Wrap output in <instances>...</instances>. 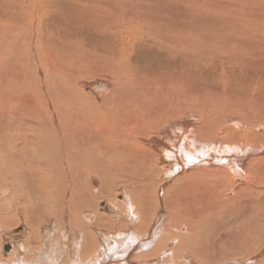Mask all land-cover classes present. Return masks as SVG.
<instances>
[{
    "label": "bare ground",
    "instance_id": "bare-ground-1",
    "mask_svg": "<svg viewBox=\"0 0 264 264\" xmlns=\"http://www.w3.org/2000/svg\"><path fill=\"white\" fill-rule=\"evenodd\" d=\"M108 3L112 4L111 1ZM36 5L34 4L35 8ZM40 6V10L43 12L42 5ZM16 13L14 11L12 17L14 22L11 20L6 22L7 19L4 14L3 17H0V45L3 44L5 46L7 33L10 30V41L15 43L13 49L17 47L20 52H27L23 46L27 40L23 41V37L20 36L22 31L20 33L18 28H20L19 23L30 24L31 18L28 16L29 19L21 21L18 18L19 14L16 15ZM25 16L27 15L25 14ZM109 23L113 25L109 29L108 26L105 28L99 27V30L96 31L100 32L101 35L103 34L106 41L109 39L110 46L115 42L114 39L116 37H121V40L125 42L129 49L124 45V48L120 51L124 49L129 52L124 56L116 57V55L113 56L115 53L111 54L110 51L107 54L95 49L89 51V56L93 57V59L91 58L92 60H90L87 55V67H90L87 70V78L96 77V80H102H95L94 84L88 85L92 91L85 92L79 87V77L76 78L73 85L69 76H67L65 82L64 76L66 75H62L57 64L55 65L56 69L54 68L53 71L46 69L45 80L39 78L32 69L31 71L20 69L21 71L12 73L14 76H22L23 78L21 92L29 98L26 103H23L24 113L22 115L30 119V122L27 124L23 122L17 123L16 126L19 129L16 128L18 130L15 131V126L8 121V117L5 115L0 117V214L5 208L7 209V215L11 212L16 213L17 208L20 207L22 210L21 216L26 221L34 211L33 209L38 205L43 213H46L49 217H54V227L58 230L56 241L58 243L56 245L61 246V254H63L60 257L57 255V257H48L47 255L50 252L46 254V250L43 253L32 250L29 255L32 259L30 263L37 264L42 262V264H49L52 261L49 262V260L53 259L55 264H80L81 261L83 264H87V249L89 248L86 249L85 246L88 245L87 241L89 240L87 238L88 213L87 210H84L87 205L83 204L84 196L80 197V200L74 201V198H76L74 195L77 192L75 191L76 193L73 195L72 183L67 189L63 188L57 178L61 175L67 181L72 177H74L73 180L79 179L80 182L82 181L88 193L86 204H89L91 203L92 195L95 193L111 196L112 191L116 189L113 185L117 186L128 181L130 186H133L132 180L128 176L134 179L135 174L140 173L141 182L136 181L140 183L146 192L147 181L142 179L144 178L143 172L152 173L153 176L156 173L163 174L168 180H171L170 187L164 191L166 206H171V208L177 210L184 209L185 212L191 213L190 217H180L181 222L186 218L194 217L206 220L200 208H206L207 203L214 210H217V204L220 205L219 209L214 213L218 216L217 221L229 220L231 219L230 213L235 214L236 209L241 210V213L243 212L242 216L233 221L241 220L238 224L239 229H237V232H243L245 236L254 239L251 249L254 248L257 239L264 236V228L253 236L246 235L245 231L250 225L260 226L264 222L263 75H254L246 67L244 68L237 63L230 62V48L228 46L225 47V45L224 52H220L218 55L212 54L210 61H201V69H196L197 71H195L193 70L194 68L191 69L189 67V52H195L194 50L191 51L193 48L196 51L200 49L197 45H201V42H203L201 37L197 36L200 39L194 38L191 41L192 45L190 48L184 44L186 42H182L183 44L179 45L176 44L181 38L187 37V34L182 32L160 34L141 22L120 27L114 26L117 24L115 19ZM120 28L126 31L124 36H122ZM37 31L39 30L37 29ZM38 34L43 33L38 32ZM43 38L46 40L45 36ZM139 43L147 44L146 46L149 49L155 48L157 56L164 55L163 58H166L159 63L162 68L160 72L154 71L142 79L137 78V63L133 60L138 47L141 48V46L137 47ZM209 45L211 46V44ZM240 45L238 46L240 47ZM142 47L145 49L144 46ZM45 48L48 49L47 45L43 41L38 40L37 51L40 58H35L37 59L35 60V65H29L26 60L24 68H35L36 65L39 66L40 63H43L44 58L49 60L52 55L50 56L51 52ZM215 55H217V58ZM170 59L177 62L176 69L172 71L168 70V66L167 68L164 67L169 64ZM212 60L220 64L214 65L215 63ZM55 61L58 60L56 59ZM105 65L109 66L106 67ZM185 68L189 70L187 71ZM259 70L263 74L262 68H259ZM203 73L206 74L205 82L208 83V76L213 81L214 86L211 84L210 87H205L204 89L212 92L209 93L208 98L203 102L205 110L200 115V124L198 122L196 126H193L194 124H191L193 118L184 119L180 123L177 122L178 124L170 123L173 120H169V118L182 113L185 106L184 103L179 101L180 109L170 113L168 111L173 106L170 104L163 105L165 104L164 98L171 96L173 92L178 91L180 88L183 90L182 95H184V98L187 86L191 85V83L190 85L187 84V80L192 77L195 79L199 78ZM156 74L157 76L154 78ZM32 75H34L35 79H33L34 77L31 78ZM214 77L216 78L214 79ZM48 82H51L52 86ZM56 84L63 86V91L61 92L63 98L59 97ZM213 87L216 89L214 90ZM197 91L199 90L196 89L195 92ZM238 92L241 95H235ZM14 102H17V99H14ZM2 106L6 110L12 106V103L2 100ZM184 121L185 123L182 125ZM194 130H196V133ZM197 146L199 147V152H209L211 158H203L204 160L198 158L195 162L187 159L186 162H181L180 153L186 152L190 148L196 149ZM84 149L87 153H83ZM155 152H159L161 156L155 157ZM184 152L183 156H185ZM213 157L214 161L212 162ZM222 159L224 162H222ZM167 163L173 164L170 171L166 169ZM22 166L25 167L24 172H32L39 175L40 181H37L38 185L36 186V190L39 192H35L36 194L34 195L30 193V190L27 191L28 189L24 191L23 186L25 184L20 182ZM56 173L59 174L55 176ZM119 175L123 176L122 180L118 178ZM92 177L99 180V188L91 186ZM148 185H156V182ZM159 185L158 189L161 187V184ZM55 186L57 187L55 188ZM150 192L152 196L162 193V191L157 193L155 188ZM128 193L131 195L132 192L128 191ZM27 194L31 196L28 198V207L25 204L28 197ZM66 196L69 204L66 202L68 206L67 204L65 208L62 206L59 210L61 213H58L57 210L59 208L57 209L55 205L57 202L62 203L63 198ZM125 198L127 199L128 196ZM137 202L139 203L140 216H137V211H134L133 206L129 203L125 207V211L122 212L129 220L130 229L135 225L136 231L143 228L146 230L149 226V230L145 235L147 237L143 236L135 240L128 233L130 236H128V240L126 233H122L118 239L111 237L109 241V245L111 243L113 248L126 249L127 255L140 252L141 247L148 249V246L154 243L153 238L161 232L159 222L164 220L163 213L159 214L156 211L152 213L153 210L148 209L152 205L151 201H149L148 208L141 198ZM29 208H31L32 212L28 213V210L30 211ZM81 211L84 215H82ZM78 213L81 215L80 218ZM34 214L33 216L36 217L37 214ZM94 217L96 223L99 224L102 221L101 218H105L98 213ZM149 219H153L154 222L152 224L150 220L151 223L145 227V223ZM175 219L176 217H171V221ZM110 222L112 224L118 223L112 220ZM103 223L105 224L106 222L104 221ZM184 227H186L184 233L174 234L176 240H167L168 244H173L172 251L165 249L169 255L173 252L177 254L182 249L184 251V248H189V245H187L189 243L187 242L200 237V225L189 227L184 224L182 228ZM130 231L134 234V231ZM63 233L64 235L60 238L59 235ZM12 238L14 239V236ZM162 239L164 240L165 237L163 236ZM244 241L245 239H243ZM7 242L10 248L15 246L14 242ZM28 244L31 245L30 240ZM5 245L7 244H4V248ZM16 245L18 248H14L15 252H29V250L24 249L25 246L21 247L18 242ZM51 245L52 242L50 241ZM195 247L199 248L200 246ZM65 248L67 253H65ZM109 248L110 246H102L103 250L99 252L98 258H94L88 264L129 263L126 261L120 263L116 258L106 254ZM198 252L196 251V253ZM13 253L10 254L9 259L4 260L7 264L14 259ZM154 253L156 251L153 249L149 254ZM192 253L186 250L183 253V257H173V262L175 264H194V260L188 255H192ZM141 255L147 254L143 253ZM169 255L167 259H169ZM135 256L138 257L140 255L138 253ZM195 256V261H199L200 259L198 260ZM253 259L250 258L249 262L244 264H253ZM131 263L141 264L135 261Z\"/></svg>",
    "mask_w": 264,
    "mask_h": 264
},
{
    "label": "rangeland",
    "instance_id": "rangeland-1",
    "mask_svg": "<svg viewBox=\"0 0 264 264\" xmlns=\"http://www.w3.org/2000/svg\"><path fill=\"white\" fill-rule=\"evenodd\" d=\"M109 1H111L112 4L108 3ZM34 4L38 5H36L37 9L34 7ZM40 5H42L43 12L40 10ZM14 11L17 12L16 15L19 14L18 18H20L21 21H26L29 19L28 16L31 18V23L28 25L17 22L20 24L18 31H20V33L22 31V35H20V33L18 34L23 37V41L27 40L23 44L27 52H20L17 47L13 49L15 43H11L10 41V30H8L7 33V43H5V46L3 44L0 45V62H2L0 63V117L3 115L8 117V121L14 124L15 131L19 129V127L16 126L17 123L23 122L24 124H27L30 122V119L23 117L22 115L24 113L23 103H26L29 97L26 94H22L21 92L23 86L22 76H14L12 73L24 69L31 71L32 69V71L39 78H43L45 80L46 69L53 71L54 68L56 69L55 65L57 64L62 75H66L64 76L65 82L67 76H69L71 84L73 85L76 81V78L79 77V87H81L85 92L92 91L88 85L102 80H96V77L87 78V70L90 69V67H87V55L89 56V51H92L91 49H95L105 54L109 53L110 51L111 54L114 52L115 54H113V56L116 55V57L124 56L129 52L124 49L120 51L122 48H124V45L127 46L125 42L121 40V37H116L114 39L115 42L110 46V42H108L109 39L106 41L105 36L96 31L99 30V27L105 28L108 26L109 29L111 26H113L112 23H109L113 19H115L117 23L114 26L117 27L123 25L128 26L133 23L141 22L160 34L182 32L187 34V37L181 38V40L176 42V44L179 45L186 42L184 44L190 48L192 45L191 41L197 36L201 37V41L203 40V42H201V45H197L200 49H197L196 51V49L193 48L191 51L194 50L195 52H189V67L191 69L194 68L193 70L195 71L201 69V61H210L212 59V54L218 55V53L224 52V48L228 46L230 48L229 53H231V57L229 56L230 62L237 63L244 68L246 67L254 75L260 74L263 75L264 78V0H0V17L5 15V18L7 19L6 22H9L10 20L14 22L12 20ZM25 14L27 16H25ZM37 29L39 31H37ZM120 30L122 31V36H124L126 31L123 28H120ZM38 32H42L43 34H38ZM214 33L216 36L213 35ZM239 34L243 35L240 36ZM43 36L46 37V40L43 38ZM38 40L43 41L47 45L48 49H45L51 52L50 56H52L49 60L44 58L43 63H40L39 60L40 64L39 66L36 65L35 68H24V63L26 60L29 65H35V60H37L35 58H40L37 51ZM209 44H211V46ZM239 44H241L240 47L238 46ZM146 45L147 44L139 43L137 47L141 46L142 49L138 47L136 55L133 57V60L137 63V78L140 79L153 73L154 71L160 72L162 68L159 66V63L166 59L163 58L164 55L157 56V51L155 48L152 47L153 49H149ZM142 46H144L145 49H143ZM217 55H215L216 58ZM89 57L90 60L93 59V57ZM56 59L58 61H55ZM212 61L215 63V60ZM176 63L177 62L173 61V59H170L169 64L165 65L164 67L167 68L168 66V70L172 71L176 69ZM219 64L220 63H215L214 65ZM105 66L108 67L109 65ZM259 68H262L263 74L260 72ZM185 69L187 71L189 70L187 68ZM177 72H179V70H177ZM177 72L175 71V73ZM156 76L157 74L154 76V78ZM33 77L34 75L31 76V78ZM205 77L206 74L203 73L199 78L195 79L192 77V80H187V84L190 85L191 83V85L187 86V88L185 87L187 91L184 98V95H182L183 90L181 88L178 91L173 92L171 96L164 98L165 104L163 105L170 104L173 106L172 109L168 111L170 113L180 109L181 105L179 101L184 103L185 106V109L182 113H179L173 118H169V120H173L170 123L178 124L177 122L180 123L184 119L186 120L193 118V122L190 120L191 124H194L193 126L198 124L200 115L205 110L203 102L208 98L209 93L212 92L210 90H204L205 87L208 88L211 86V84L213 85V81H211L208 76V83L205 82ZM216 77H214V79ZM33 79H35V77ZM48 83L52 86L51 82ZM199 83L201 84L199 85ZM55 86L58 87L59 97L63 98L61 94L63 91V86L61 84H56ZM46 87L48 89L47 85ZM196 89L199 91L195 92ZM213 89L215 90L216 88L213 87ZM239 94L240 92L236 93L235 95ZM14 99H17V102H14ZM2 100L10 101L12 106L4 110L2 106ZM221 104L223 105V103ZM226 114L229 115L227 112ZM184 123L185 121L182 123V125ZM194 132L196 133V130H194ZM219 141L222 142L221 140ZM196 149L190 148L186 152L183 151L185 156H183V152L180 153L181 162H186L187 159L188 161L192 160L195 162L198 158L202 160L205 158H211L209 156V152H199L198 146ZM84 152L87 153L85 149L83 153ZM155 153V157L161 156L159 152ZM213 161L214 157L212 162ZM222 162H224V160ZM160 166H162V164H160ZM172 166V163H167V171H170ZM24 169L25 167L22 166L20 170V182L25 184L23 186L24 191L28 189L27 191L30 190V193H33L32 195H34L39 192L36 190V186L38 185L37 181H40L38 178L39 175L32 172H24ZM58 174L59 173H56L55 176ZM140 175V173L135 174V180L131 176H128L132 180L133 186H130L128 181L127 183H120L117 186L113 185L116 189L112 191L111 196H104L99 193L93 194L92 200H90L91 203H89L90 205L86 204L88 193L84 184H82V181L80 182L79 179L73 180L74 177L71 178L72 180L70 179L67 181L62 177V175L57 177L64 189H67L72 183V191H74L73 195L77 192L74 195L76 196L74 201L77 199L80 200L84 196L83 204L87 205L84 210H87L88 213L87 238L89 239V243L87 241L88 245L85 246V248L90 249L91 247L90 250L87 249L88 252L90 251V253L87 252V264L94 258H98L100 254L99 252H102L103 250L102 246H110L109 251H107L108 253L106 254L116 258V260L120 263L122 261L129 262L123 264H132V261L139 262L141 264H175L173 262V257H183V253L186 250H189L191 253L193 252L192 255H188L194 260V264H244L249 262L250 258H254L252 260L253 264H262L264 262V236L259 237L256 241V244L254 245V248L251 249L254 239L245 236L243 232H237V229H239L238 224L241 220H238L237 222L233 220L239 219L240 216H242L243 212L241 213V210L236 209L235 214L230 213L231 219L229 220L224 219L223 221H217L216 219L218 216L214 213L219 209L220 205L217 204L218 208L217 210H214V208L206 202L208 204L207 207L200 208L201 212L205 215L206 220H200L199 218L197 219L194 217L186 218L181 222L180 217H190L191 213L185 212L184 209L177 210L175 208H171V206H166L164 201V191L170 187L171 180H168L167 177L160 173H156V175L153 176L152 173L147 174L146 172H143L144 178L142 179L147 181V191L145 192L140 183L137 182H141L139 178ZM92 178L91 186L93 188H99V180L95 177ZM118 178L122 180L123 176L119 175ZM42 180H44V178H42ZM155 182L156 185H148L149 183L154 184ZM159 184H161L160 189H158L160 186ZM56 187L57 186H55V188ZM153 188H155L157 193L160 191H162V193H159V196H152L150 191ZM128 191L130 193L132 192L131 195L128 193ZM27 195L28 197L25 203L26 207H28V198L31 197L29 194ZM41 195L44 196L43 194ZM124 196H128V198L126 199ZM140 198L143 200L146 207L148 206L149 201H151V207L147 208L152 209V213L154 211L159 214L163 213L164 220L159 222V229L161 232H159V234L153 238L154 243L151 244V246L149 245L148 249L141 247L140 252H138L140 256L137 257L135 256V254L138 255L137 252L127 255L128 252L126 249H117L116 247L113 248L111 243L109 245V241L111 237L118 239L122 233H126L127 237L129 236V233L131 238H134L135 240H138L146 235V232L149 230L148 225L151 223V221L153 224V219H149L145 223V227L146 225L148 226L146 230L143 228L136 231L135 225L132 227L133 229H130V223L128 222L129 220L122 212L125 211V207L129 203L133 206L134 211H137V216H140V211L138 208L139 203L137 202ZM63 199L64 203L63 201L62 203L57 202L55 205L57 209L59 208L57 210L58 213H61L59 210L62 208V206L65 208L67 204L66 202H68L67 196ZM22 206L24 207V205ZM29 209L30 211L28 210V213L32 212L31 208ZM33 210L34 211L31 215L33 216L35 213L34 215L37 214L38 216L36 215V217H32L30 215L26 221L23 220L21 216L22 210L20 207L17 208L16 213L11 212L7 215L6 208L1 212L0 264H7L4 260L9 259L10 254L15 252V249L18 248L16 245L17 242L21 245V247L25 246L24 249L29 250V252L13 253L14 259L8 264H32L30 263L32 259L29 257V255L32 253V250L37 251L38 253H43L46 250V254H49V252L51 254L47 255L48 257H55L56 255L58 257L61 255L63 256V254H61V246L56 245L58 243L56 242L58 230L54 227V217H49L46 213H43L42 209L39 208L38 205ZM96 213L105 217L104 219L101 218L102 224L96 223L94 217ZM82 215H84L83 212ZM172 216L176 217L174 221H171ZM78 217H81L80 213H78ZM33 219L34 221H38L34 222L32 221ZM110 220L117 221L118 223L112 224ZM104 221L106 222L105 224L103 223ZM184 224H187L189 227L200 225V237H196L194 240L187 242L189 243L187 244L189 245V248H184V251L182 249V253L178 252L179 254H175L173 252L169 255L165 249H170L172 251L173 244H168L167 240H176V238H174V234L178 235L179 233H184L186 230V227L182 228ZM203 228L205 232L203 231ZM263 228L264 222L260 226L250 225L246 228L245 234L248 236H253ZM130 230L134 231V234H132ZM62 235H64V233L59 235L60 238H62ZM13 236L14 239L12 238ZM15 236L17 237L15 238ZM163 236L165 237L164 240L162 239ZM146 237L147 236H145V238ZM243 239H245L244 242ZM29 240L31 241V245L28 244ZM7 241L11 243L14 242L15 246L10 248ZM50 241L52 242L53 246H50ZM90 243L92 244L90 245ZM4 244H7L8 246L5 245L4 248ZM29 246L31 250L29 249ZM195 246L200 247L197 248ZM153 249L156 251V253L149 254L153 251ZM12 250L14 251L12 252ZM196 251L199 252L196 253ZM65 253H67L66 248ZM143 253L147 255H141ZM168 255L170 256L169 259H167ZM194 256L200 260L195 261ZM49 262L51 264H55L53 259H50ZM37 264H42V262ZM80 264H83V262L81 261Z\"/></svg>",
    "mask_w": 264,
    "mask_h": 264
}]
</instances>
